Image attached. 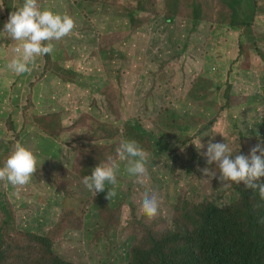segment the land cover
<instances>
[{
	"label": "rangeland",
	"instance_id": "obj_1",
	"mask_svg": "<svg viewBox=\"0 0 264 264\" xmlns=\"http://www.w3.org/2000/svg\"><path fill=\"white\" fill-rule=\"evenodd\" d=\"M175 2L38 0L41 9L71 16L76 27L64 37V43L55 41V52L46 61L49 68L29 73L30 84L22 81L27 76L15 77L0 71V154L3 157L0 166L17 143L23 145L26 139H33V145L25 147L41 160L32 184L39 185L41 194L50 199V203L42 206L29 191L17 197L6 194L0 197L4 246L9 249L10 239L26 238L23 246L27 249L28 263L47 262L45 249L51 247L60 254L59 259L76 264H130L121 246L126 245L125 251H131L149 230L151 223L139 219L137 204L118 212L115 208L98 206L88 190L79 184L82 177L73 166L78 150L108 144L103 141L93 145L101 135L91 128L96 127L94 123L80 120V115L92 114L90 117L95 121L108 123L107 107L114 97L118 98L121 121L117 119L112 125L122 130V126L130 123L129 132H132V127L139 122L149 133L136 139L133 132L129 133V140H135L145 150L146 167L151 170V186L134 182L137 192L141 198L151 190L164 197L157 230L170 228L175 216L180 219L182 208H175L184 198L197 204L207 198L224 205L237 197L230 186L214 188L211 179L207 180L200 169L208 167L203 153L209 141L227 143L234 155L240 148V132L248 138L257 133L263 139L260 128L256 129L255 125L264 124V103L260 101L264 98V61L259 59L260 55L264 58V0H256L255 14L240 8L233 18L223 0ZM22 4L23 0H0V30L9 13ZM135 10H138L137 27L133 30L128 18L130 11ZM196 12L202 21L194 27ZM170 14L175 16L172 22H167L165 18ZM6 35L0 33L2 45L6 44L3 41ZM17 43L21 42L13 41L12 45ZM147 59L153 68L128 89L136 96L135 101L130 94L122 93L120 74L124 70L142 73ZM57 83L63 92L58 101L60 110L54 104ZM228 85H232L230 97L225 93ZM77 91L79 97L73 94ZM202 91L205 104L197 101L191 109L183 110L180 120H173L172 108L182 107L192 92ZM42 97L49 100L52 113L43 114L47 104ZM97 107L102 109L94 111ZM226 109H237L239 113L233 118L208 115V112ZM189 114L190 121L185 118ZM50 115L60 122L59 129L48 120ZM240 117L242 124L237 122ZM27 122L32 123L35 134L26 128ZM84 125L87 126L83 128ZM184 139L188 141L186 144ZM199 143L204 147L198 150ZM61 164L68 165L69 173L62 174ZM129 185L131 181L125 188ZM164 193L169 205L165 204ZM79 197L96 212L76 218L72 231L81 232L70 243L71 230L53 208L64 213L70 206L66 202L71 204ZM3 207L9 212L4 225ZM74 208L85 210L80 203ZM106 212H114L113 221ZM99 221V238L93 240L91 232ZM0 261V264H16L12 251Z\"/></svg>",
	"mask_w": 264,
	"mask_h": 264
},
{
	"label": "clouds",
	"instance_id": "obj_2",
	"mask_svg": "<svg viewBox=\"0 0 264 264\" xmlns=\"http://www.w3.org/2000/svg\"><path fill=\"white\" fill-rule=\"evenodd\" d=\"M223 4L230 11V18H232L231 10L225 3ZM255 5L256 0H250L248 4L242 3L240 8L250 9L255 14ZM196 14H199V21H194L193 18L194 27L202 21L200 13L196 12ZM75 27V21L71 16L41 9L38 0H23L22 6L9 13L3 29L0 30V33L7 34L14 41L21 42L14 49L17 56L11 59L7 68L17 75H31L29 73L35 71L37 58L54 53L55 41L69 36ZM73 94L77 97L80 96L79 91L73 92ZM258 128H260L264 139V127ZM25 142L23 145L33 144V139H26ZM239 144L241 145V140H239ZM23 145L17 143L4 165L0 167V181H6L17 188L29 184L37 171L36 156ZM203 147L204 145L201 143L196 145L198 150ZM239 149L233 155L232 149L227 143L209 141L207 150L203 153L208 167L200 169V171L208 177L207 180L211 179V185L216 189L222 186L229 187L231 183H243L246 189L259 195L254 208L258 218L251 219L245 215L244 207L237 208L236 218L239 220V231L233 243L209 248L208 255L199 264H264V181H262L264 178V142H258L251 147L248 155L236 154ZM116 151L119 158L127 162L125 169L127 174L135 178V182L144 184L148 174L146 167L148 156L145 150L135 140H122ZM60 170L62 174L69 173L67 164H61ZM118 171L119 164L109 158L106 162L99 163L92 170L91 175H85L79 184L88 190L87 193L100 206L98 193L105 192L107 188L105 198L109 201L116 195L114 186L117 184ZM107 185L113 187H107ZM186 200L195 202L190 198H186ZM238 201L239 193L237 191V197L231 204L220 206L226 208L233 206ZM161 202V198L156 193L145 192L142 203L137 205L139 219L151 223L149 230L140 242L146 240L147 235L151 232H164L173 228L175 221L182 223L183 219L175 216L170 228L157 230L156 223L161 217L163 208ZM78 203L83 206L84 211H75L74 207ZM66 205H70L66 210L75 218L92 215L96 212L82 197L71 201V204L66 202ZM53 210L56 215H60L61 209L53 208ZM196 225L203 243L216 238L218 231L212 224L197 220ZM125 246H121L124 250L123 256L130 257L133 249L127 252ZM63 264L76 263L64 260Z\"/></svg>",
	"mask_w": 264,
	"mask_h": 264
},
{
	"label": "trees",
	"instance_id": "obj_3",
	"mask_svg": "<svg viewBox=\"0 0 264 264\" xmlns=\"http://www.w3.org/2000/svg\"><path fill=\"white\" fill-rule=\"evenodd\" d=\"M176 0H173L175 2ZM223 2L228 6V8L231 10L232 18L236 16L237 10L240 9V6L242 3L248 4L250 0H223ZM176 4V2H175ZM199 8L202 6L200 4H192ZM130 11L129 18H128V25L135 30L137 27L136 22V12ZM175 16L174 14L168 15L165 20L167 22H172V18ZM194 21H199V14H196L193 16ZM126 36V34H124ZM0 39V71L6 72V74L12 73L15 77H24L27 75L21 74L17 75L11 70L7 68V64L17 56V53L14 51V49L19 46V43H17L16 46H13V39L6 35L4 38L5 45L1 44ZM64 43V38L62 39ZM11 43V44H10ZM9 46V47H8ZM3 53H2V51ZM51 55H45L42 57H38L35 65V71H44L46 67H50L47 64V59ZM260 61H264L263 55L259 56ZM153 68V63L147 59L146 60V66L142 73H134L129 70H124L121 72L120 76L122 77L124 90L123 94H130L134 100L136 101V96L133 93H129L128 89L132 87L140 77L146 76V73L151 71ZM22 81L24 83L30 84V77H24L22 78ZM147 81L145 80L144 83ZM232 85H228L225 88V93L228 97H230V91H231ZM203 91L202 92H192L188 98L186 99L185 103L182 107H174L172 108V118L173 120H180V115L183 112V110L187 111L191 109L197 101H200L201 103L205 104L204 97H203ZM63 95L62 92V86L60 83H57L54 89V104L55 106L60 110L58 106L59 98ZM42 100L45 104H47V108L43 111V114L46 115L48 113H52L51 106L49 105V100L42 97ZM262 103H264V98L262 97L260 99ZM143 103V101H141ZM245 103V101H244ZM102 108H95L94 111H99ZM144 109V108H143ZM93 111V112H94ZM184 111V112H185ZM209 111V109H208ZM120 113V108L118 105V98L114 97L112 101L108 103L107 107V116L106 119H108V123H104L102 121H95L93 117H90L92 114H82L80 115V120H86L89 123H94L96 127L91 126V128L95 131V133H99L101 136L96 137L97 141L93 144L94 146L106 141L108 142L107 145L104 146H98L94 148L89 149H81L77 151V157L73 164V166L77 169L81 177L83 178L85 175H91L92 170L99 164L106 162L109 158L112 160H115L119 164V171L117 173V184L114 186V190L116 192V195L112 198L114 200H108L106 199V192L107 188L105 189V192L98 193V199L100 201V204L102 206V209L105 208H115L114 211L118 212L121 210H126L128 207L133 208V204H139L142 203V198L140 194L137 192V189L135 187V178L130 177L126 169L127 162L124 160H121L117 154L116 149L118 148L120 142L122 140H129V133L135 134V139L143 134H149L147 131L143 130L136 120H132L131 122H137L135 126L132 127V132H129L130 123H127L126 127L122 126V130H119L118 128L114 127L112 124L118 119H120V116L118 115ZM236 113H239L237 109L227 110L225 112L222 111H212L208 112V115H210L212 118H227V116H231L232 118ZM191 114L185 116L186 119L190 121ZM48 120L57 128L60 127V122L58 120L53 119V117L50 115L48 117ZM121 121V120H119ZM239 124H242V117L238 119ZM87 124V125H88ZM87 125H84L86 127ZM174 125H177L174 123ZM264 127V124L258 122L255 125V128L258 127ZM26 128L30 129V132L35 134V131L33 129V125L31 122L26 123ZM239 128V126H238ZM36 135H38L36 133ZM258 134L255 133L253 137L248 138L243 134V132L239 133V138H241V145L240 149L236 152V154H242V155H248L249 150L251 147L256 145L258 142H264V139H259ZM163 139V138H162ZM188 141L184 139V143L186 144ZM164 144V140H163ZM33 144L24 145L26 147L31 146ZM166 146V144H164ZM0 159L3 160L2 154H0ZM40 156L37 157V171L32 176L30 183L28 187H14L11 184L7 183L6 181H0V197L3 195H12L14 197H17L19 193H24L29 191L30 194H35L37 197V203L40 205H45L46 203H50V199H45V197L41 194L39 185L32 184L33 179L36 177L39 165H40ZM5 163V162H3ZM3 163L0 167L3 166ZM148 170L146 182L144 184H140L135 182L137 185L142 186H151L150 185V178H151V170ZM131 181V185H129L127 188L125 186ZM262 181H264V178H262ZM107 187H113L110 185H107ZM28 188V189H27ZM230 190L235 191L239 193V201L238 203L234 204L233 206H229L226 208H222L224 206H220V204L216 201H208L207 198H203L202 203H194L189 200H186L185 198L180 200L178 206L175 208V210H179V217L183 219L182 223H179L178 221L174 222L173 228L164 231V232H151L147 235L146 240L143 242H140L138 246H135L133 250L131 251L129 261L130 264H199L205 257L208 255L209 248L216 247V246H223L232 244L234 241V238L236 237L238 231H239V220L236 218V210L239 207L245 208V215L250 217L251 219H257L258 215L255 208V205L257 203V200L259 199V195L255 194L254 191L250 189H246L243 183L241 184H235L231 183ZM156 193V191L151 190L148 192ZM158 195V194H157ZM166 197L165 204L169 205L167 200V195L164 193ZM47 196V195H46ZM161 198V204L164 202V197L162 194L158 195ZM186 200V201H185ZM56 202H59L60 200H55ZM185 204V205H184ZM227 205V204H224ZM3 211L5 214V220L3 225L7 222L9 219V212L5 207H3ZM32 215L35 217L36 215L32 212ZM61 218L63 221L67 224L69 229L71 230L70 234V240L72 243L73 239L81 232V231H72L74 223H76V218L73 217L67 210L62 213L60 212ZM106 215L110 221L114 220V212H106ZM197 220H202L206 223L212 224L217 229V236L213 240H210L209 242L203 243L200 238V232L198 230V227L196 225ZM101 222L99 221L96 224V227L91 232V238L93 240H97L99 238L98 231L100 229ZM204 226V225H203ZM82 229V226L79 227ZM24 240H27L26 238L18 239H10L9 243V249L5 248L4 242H3V229H0V260L4 258L5 255H9L11 251L14 253L16 264H34V263H28V253L26 247L23 245H26V242ZM8 252V253H7ZM12 255V254H11ZM10 255V256H11ZM45 256L46 261L42 264H63V260L59 259L58 257L60 254L55 251L51 247H46L45 249ZM27 258L26 260H24ZM51 260V261H50ZM50 261V262H49ZM1 262V261H0ZM263 262H264V256H263Z\"/></svg>",
	"mask_w": 264,
	"mask_h": 264
}]
</instances>
